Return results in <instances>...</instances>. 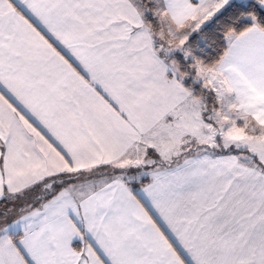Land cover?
Instances as JSON below:
<instances>
[{
  "label": "snow or ice",
  "instance_id": "6c2138e0",
  "mask_svg": "<svg viewBox=\"0 0 264 264\" xmlns=\"http://www.w3.org/2000/svg\"><path fill=\"white\" fill-rule=\"evenodd\" d=\"M0 264H264V0H0Z\"/></svg>",
  "mask_w": 264,
  "mask_h": 264
}]
</instances>
